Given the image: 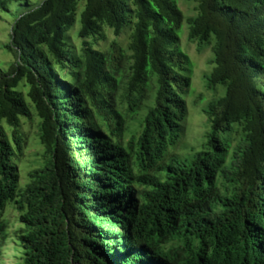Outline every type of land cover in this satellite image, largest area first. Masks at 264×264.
Segmentation results:
<instances>
[{"label":"trees","instance_id":"1","mask_svg":"<svg viewBox=\"0 0 264 264\" xmlns=\"http://www.w3.org/2000/svg\"><path fill=\"white\" fill-rule=\"evenodd\" d=\"M181 1L196 12L189 41L212 53L203 81L220 90L184 155ZM0 11L14 19V62L0 69V255L11 233L17 264H264V0H0ZM26 126L42 149L33 164Z\"/></svg>","mask_w":264,"mask_h":264},{"label":"rangeland","instance_id":"2","mask_svg":"<svg viewBox=\"0 0 264 264\" xmlns=\"http://www.w3.org/2000/svg\"><path fill=\"white\" fill-rule=\"evenodd\" d=\"M181 8L185 13V26L183 34L180 37V46L183 51L189 56L192 63V89L190 94L187 97L188 104V117H187V141H183L179 147H177L174 152L179 155L183 154L186 149L192 147H197L200 145V141L203 138L205 133L207 118L202 109L211 101L215 95L220 93L218 89L217 92L209 90L204 83V74L207 71H210L208 62L212 58V53L210 47H205L201 51L197 47V44L191 43L189 41V21L188 19L193 17L196 13L194 6L192 4H186L181 1ZM13 18L2 11H0V69L6 70L9 65L14 62V57L10 54L6 48V45L10 42V35L12 30ZM72 34V32H71ZM74 35L72 34V37ZM114 39V34L108 33L107 44L111 43ZM73 43L79 45L78 42L74 41ZM123 40V38H121ZM25 130L30 135L29 149L27 150L28 157L27 160L33 164L36 161L35 154L41 152L42 149L37 145L36 139L33 137L34 131L32 129L28 130V127H25ZM186 137V134H185ZM185 140V138H184ZM188 154V153H185ZM22 177V176H21ZM9 220V231H12L10 224L14 221V213L9 211L7 214ZM18 246L15 244L13 238L8 239L4 244L2 249L3 257L0 258V264H17L18 260Z\"/></svg>","mask_w":264,"mask_h":264},{"label":"clouds","instance_id":"3","mask_svg":"<svg viewBox=\"0 0 264 264\" xmlns=\"http://www.w3.org/2000/svg\"><path fill=\"white\" fill-rule=\"evenodd\" d=\"M186 141V139L184 140V142ZM183 142V143H184ZM180 146V145H179ZM178 146V147H179ZM198 147V146H197ZM194 147H192V148H190V149H186V151L183 153V155L185 154V153H187V152H189V151H191L192 149H193ZM176 153V152H175ZM121 231H125V227L122 225L121 226ZM9 234H11V233H8V237H7V239L5 240V242H4V244L6 243V241L8 240V239H11L10 238V236H9ZM118 234V233H117ZM128 234H129V236H130V239H128L129 240V242H127V244L123 247V248H126V247H128V246H130L131 245V238L133 239V236L130 234V231L128 232ZM119 236V238H121L122 236L121 235H118ZM127 240V241H128ZM4 244H3V246H2V249H3V247H4ZM125 244V243H124ZM123 246V245H122ZM1 249V250H2ZM2 252V251H1ZM3 257V252L1 253V255H0V258H2Z\"/></svg>","mask_w":264,"mask_h":264}]
</instances>
